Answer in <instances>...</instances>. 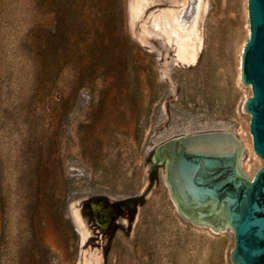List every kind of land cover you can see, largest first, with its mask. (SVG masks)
I'll return each instance as SVG.
<instances>
[{"label": "rangeland", "instance_id": "374dc122", "mask_svg": "<svg viewBox=\"0 0 264 264\" xmlns=\"http://www.w3.org/2000/svg\"><path fill=\"white\" fill-rule=\"evenodd\" d=\"M129 1L0 0V264H231L233 232L183 220L163 164L128 234L114 228L104 256L87 246L79 203L139 197L173 136L229 130L243 171L263 164L241 110L246 0H201L193 64L151 14L187 27L198 0H150L135 20Z\"/></svg>", "mask_w": 264, "mask_h": 264}, {"label": "water", "instance_id": "95a60500", "mask_svg": "<svg viewBox=\"0 0 264 264\" xmlns=\"http://www.w3.org/2000/svg\"><path fill=\"white\" fill-rule=\"evenodd\" d=\"M248 38L239 61V81L250 87L241 110L249 114L253 152L263 164L251 176L243 171V149L229 130L173 136L151 153L147 184L139 197L124 201L90 198L78 213L87 246L105 255L113 229L128 234L133 209L142 206L154 176L164 165V182L179 216L213 231L229 228L231 264H264V0H246Z\"/></svg>", "mask_w": 264, "mask_h": 264}, {"label": "bare ground", "instance_id": "6f19581e", "mask_svg": "<svg viewBox=\"0 0 264 264\" xmlns=\"http://www.w3.org/2000/svg\"><path fill=\"white\" fill-rule=\"evenodd\" d=\"M149 1L150 0L129 1L132 20H135L140 16ZM202 8L203 3L201 0H198L197 11L187 27H183L181 23H179L177 20V10L172 8L163 9L161 21L159 20V15L157 13L151 14L152 26L165 30L167 39H173L175 41V57L179 62L193 64L197 60L198 52L201 48V37L197 30V23L199 19V11ZM79 264H87V262L80 261Z\"/></svg>", "mask_w": 264, "mask_h": 264}]
</instances>
